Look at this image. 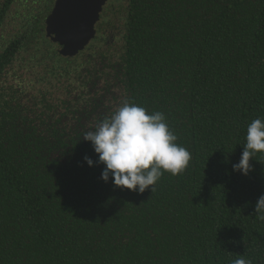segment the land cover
Segmentation results:
<instances>
[{
    "label": "trees",
    "instance_id": "trees-1",
    "mask_svg": "<svg viewBox=\"0 0 264 264\" xmlns=\"http://www.w3.org/2000/svg\"><path fill=\"white\" fill-rule=\"evenodd\" d=\"M54 2L0 0V264H264V153L232 168L264 117V0H129L75 57L46 34ZM125 102L191 153L154 192L84 162Z\"/></svg>",
    "mask_w": 264,
    "mask_h": 264
},
{
    "label": "clouds",
    "instance_id": "clouds-1",
    "mask_svg": "<svg viewBox=\"0 0 264 264\" xmlns=\"http://www.w3.org/2000/svg\"><path fill=\"white\" fill-rule=\"evenodd\" d=\"M178 137L169 128L162 112L148 113L143 107L125 102L110 116L98 123L94 130L84 133L83 140L91 142L98 159L84 157L93 167L103 165L101 180L117 188L143 193L154 185L165 172L175 176L189 165L191 153L176 143ZM246 142L233 171L247 175L250 159L264 153V117L251 121L246 131ZM255 212L264 220V195L256 202ZM233 264H252L250 259L237 258Z\"/></svg>",
    "mask_w": 264,
    "mask_h": 264
},
{
    "label": "water",
    "instance_id": "water-1",
    "mask_svg": "<svg viewBox=\"0 0 264 264\" xmlns=\"http://www.w3.org/2000/svg\"><path fill=\"white\" fill-rule=\"evenodd\" d=\"M108 0H56L46 34L64 57H75L96 37V24Z\"/></svg>",
    "mask_w": 264,
    "mask_h": 264
},
{
    "label": "flooded vegetation",
    "instance_id": "flooded-vegetation-1",
    "mask_svg": "<svg viewBox=\"0 0 264 264\" xmlns=\"http://www.w3.org/2000/svg\"><path fill=\"white\" fill-rule=\"evenodd\" d=\"M55 2H54V5H55ZM128 2L129 0H108L107 1L101 13L100 20L96 24V29H97L96 37H98L101 34V35L107 36L109 39H114L115 35H117L119 31L122 30L121 29L123 28L122 25L124 21H126L125 20L126 13L124 12V10L121 9V6H123L125 3L127 5ZM110 7L113 9H111ZM114 9L115 11H113ZM114 30H116L117 32H115Z\"/></svg>",
    "mask_w": 264,
    "mask_h": 264
}]
</instances>
